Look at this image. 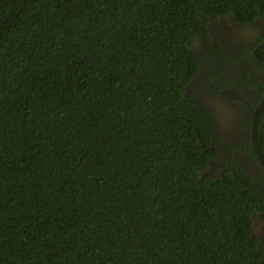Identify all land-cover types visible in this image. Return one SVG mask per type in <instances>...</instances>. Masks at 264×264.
Masks as SVG:
<instances>
[{"label":"trees","instance_id":"trees-1","mask_svg":"<svg viewBox=\"0 0 264 264\" xmlns=\"http://www.w3.org/2000/svg\"><path fill=\"white\" fill-rule=\"evenodd\" d=\"M225 16L264 0H0V264H264V192L201 175L184 97Z\"/></svg>","mask_w":264,"mask_h":264},{"label":"flooded vegetation","instance_id":"flooded-vegetation-1","mask_svg":"<svg viewBox=\"0 0 264 264\" xmlns=\"http://www.w3.org/2000/svg\"><path fill=\"white\" fill-rule=\"evenodd\" d=\"M261 20L233 23L230 17L206 25L207 46L194 47L198 72L184 89L207 117L211 158L201 175L216 179L230 172L244 184L264 192V56L259 48ZM256 149V151H255ZM251 235L264 253V223L251 215Z\"/></svg>","mask_w":264,"mask_h":264},{"label":"water","instance_id":"water-1","mask_svg":"<svg viewBox=\"0 0 264 264\" xmlns=\"http://www.w3.org/2000/svg\"><path fill=\"white\" fill-rule=\"evenodd\" d=\"M256 151V149H255ZM257 155H258V159H259V162L262 164V166L264 167V160L262 159V157L260 156V154L256 151Z\"/></svg>","mask_w":264,"mask_h":264}]
</instances>
